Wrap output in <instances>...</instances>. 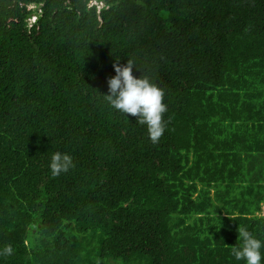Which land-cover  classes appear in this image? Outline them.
<instances>
[{
  "label": "trees",
  "instance_id": "1",
  "mask_svg": "<svg viewBox=\"0 0 264 264\" xmlns=\"http://www.w3.org/2000/svg\"><path fill=\"white\" fill-rule=\"evenodd\" d=\"M127 59L157 143L103 97ZM262 203L264 0H0V264H245Z\"/></svg>",
  "mask_w": 264,
  "mask_h": 264
},
{
  "label": "clouds",
  "instance_id": "2",
  "mask_svg": "<svg viewBox=\"0 0 264 264\" xmlns=\"http://www.w3.org/2000/svg\"><path fill=\"white\" fill-rule=\"evenodd\" d=\"M98 6H102V3ZM34 20L35 18L32 23ZM113 68L115 75L107 80L108 94L103 95L104 99L120 113L137 117V122L147 127L149 139L157 143L166 129L164 114L167 112V104L164 102V89L147 75L138 78L134 76L133 68H138L132 59H127L126 65L114 64ZM72 166L73 159L67 153L55 152L50 158L49 168L53 176L68 172ZM237 231L238 242L231 247L235 260H243L245 264H262L264 253L261 249L264 248V240L240 225ZM3 253L10 255L11 246H6Z\"/></svg>",
  "mask_w": 264,
  "mask_h": 264
},
{
  "label": "rangeland",
  "instance_id": "3",
  "mask_svg": "<svg viewBox=\"0 0 264 264\" xmlns=\"http://www.w3.org/2000/svg\"><path fill=\"white\" fill-rule=\"evenodd\" d=\"M30 8H34L33 6H30ZM98 8H101V6H98ZM35 18V16H32L29 20L30 23H32V20ZM262 216H264V203L261 204V211L260 213H258ZM79 237H81V242L86 244V248L89 249L90 251H94L92 248L95 249V247L97 246V237L98 234H85V235H79ZM106 264H123L119 261H112V260H108L106 262ZM135 264V263H132Z\"/></svg>",
  "mask_w": 264,
  "mask_h": 264
}]
</instances>
